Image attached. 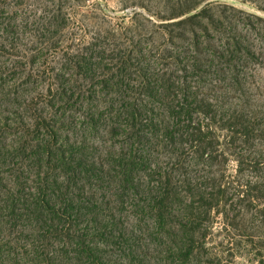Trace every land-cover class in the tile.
<instances>
[{"label": "trees", "instance_id": "16d2710c", "mask_svg": "<svg viewBox=\"0 0 264 264\" xmlns=\"http://www.w3.org/2000/svg\"><path fill=\"white\" fill-rule=\"evenodd\" d=\"M162 1L51 61L65 4L0 0V264H264V17Z\"/></svg>", "mask_w": 264, "mask_h": 264}, {"label": "rangeland", "instance_id": "374dc122", "mask_svg": "<svg viewBox=\"0 0 264 264\" xmlns=\"http://www.w3.org/2000/svg\"><path fill=\"white\" fill-rule=\"evenodd\" d=\"M58 1L65 4V7H63L64 12L67 14V17H65V24L67 23V25L56 32L55 37L51 36L52 40L48 42V46L58 47L55 52L51 51L52 54L48 55V60L51 61L63 60L65 53H69L71 47H83L88 43H94L95 40L92 39V33H90L92 29L101 28L109 32H114L115 29L126 33L128 29L132 31L137 27V21L150 29V23L145 21L147 11L150 10L152 14H155L164 8L162 0H55V3H58ZM220 2L232 5L249 14L264 17V12L259 11L254 4L241 0H221ZM30 3L33 7L37 6L36 2ZM34 9L32 8L33 14L36 11ZM135 14L139 19H134ZM154 21L157 24L163 23L156 18H154ZM253 21L257 22L256 20ZM262 27V33H264V24ZM254 37L252 35L253 43L260 51L258 52L263 53L260 58V62H262L264 61V51L261 52V47L264 48V42L263 40H256ZM258 73L260 75L258 77L259 81L264 82V67L263 69L259 68Z\"/></svg>", "mask_w": 264, "mask_h": 264}]
</instances>
